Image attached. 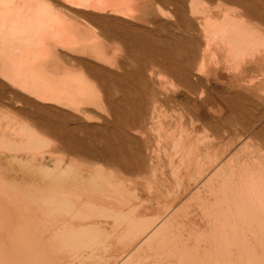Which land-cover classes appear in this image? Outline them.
I'll return each instance as SVG.
<instances>
[{
	"label": "bare ground",
	"instance_id": "obj_1",
	"mask_svg": "<svg viewBox=\"0 0 264 264\" xmlns=\"http://www.w3.org/2000/svg\"><path fill=\"white\" fill-rule=\"evenodd\" d=\"M0 1V41L2 45L0 48V62L2 63L0 74L5 83L9 82L11 87H16L24 94L41 101L42 104L44 102L60 104L65 107L64 109H74L76 114L81 112L83 104L103 110L98 100L97 90L85 75H66L62 79L58 78L55 72L51 74L38 65L50 60L52 50H55L57 46H80L92 51L100 59L108 61L110 64L113 63L115 56L112 54L117 55L121 51L117 49L114 53L107 54L111 40L107 41V38L105 41L96 37L95 34L88 37L76 34V30L63 17V13L82 10L99 14V16L105 15L108 18L113 15L126 18L127 16L139 17L142 14V0H58L60 9L54 7L58 3L55 4L54 0ZM228 25L230 24H227V28ZM223 28L225 27L219 29L222 33ZM235 28H232V32ZM42 29L44 30L42 31ZM237 30H239L238 27L234 33ZM224 31L228 35H225L226 38L220 37L224 33L218 32L221 34H218L219 39H225L227 44L232 42L231 46L237 47V50H234V47L230 48L232 54L228 52L231 54H229L230 58L233 54V57L237 55L236 61L235 57L233 58L236 63L234 64L235 72L240 73L242 69H245L244 67L251 66L256 60L260 62L261 66L264 65L262 57L258 56L259 52L254 49L246 51L248 50L247 45L250 44L246 34H241V31L240 34H233L230 30L226 32V29ZM121 35L123 36V34ZM130 35L132 36V34ZM104 36L105 34L103 38H105ZM47 39L50 40L49 43L46 42ZM134 41L135 39L133 43ZM113 43L115 44V41ZM125 43L127 44V39ZM134 44L136 45L130 47L133 48L139 43ZM149 44L151 45V43ZM222 47L218 46L215 51L216 55H222L227 51V48ZM138 50H141L140 47ZM138 54L144 56V53ZM148 57L147 60L151 59ZM154 58L156 60V57L153 56ZM215 58V61L219 62L218 56ZM170 59H173L172 63L175 60L174 58ZM195 59H192V62H195L193 61ZM174 62L176 64V61ZM170 63L171 60L169 65ZM201 64L204 69H198L200 72L207 71L205 76L208 78L209 70H205L204 61ZM173 67L175 68V66ZM46 68L48 69V67ZM161 69L159 68V70ZM175 73L177 74V71ZM188 76L191 79V75ZM143 77L142 75L140 79ZM146 79L148 78L146 77ZM137 80L138 78H136ZM191 83L187 85L189 86ZM136 87L138 88V86ZM132 93L134 92L132 91ZM144 93L146 94V92ZM121 94L123 93L121 92ZM127 97L131 100L129 95ZM148 99L149 97H144L138 102L131 103V109L134 106L139 109L135 108V110L141 112L136 127L134 124L137 119L130 126L126 119L127 124L124 122L125 128L126 125L128 128L135 127L138 134L140 133L141 136L143 134L142 139H144L145 133L149 132L148 126L151 123L150 117L147 116L150 103ZM231 100L233 101V99ZM125 101L127 102V100ZM222 101L224 102V100ZM228 104L232 107L230 103ZM235 105L240 109L237 104ZM32 106L33 104L31 108ZM48 108L46 107V109ZM53 108L55 107L51 109ZM39 110L42 111V109ZM56 111L55 114H57ZM123 111L126 113L125 110ZM242 111L245 110L242 109ZM85 112L87 113V111ZM93 113L95 112L93 111ZM8 116L0 119V264H264V170H260L261 167L253 170L255 166L252 168L249 166L250 164L243 165L242 162L241 164L238 161L233 162L234 157L227 158L226 152L218 158L217 162L214 161L216 168L214 171L212 170L211 174L215 179L221 177V182L214 180L218 182L216 186L210 184L209 166H199L201 164H198L197 167L199 173L198 176L196 175L197 178L186 177L188 180L184 181L186 179L183 176L189 175L188 166L194 162L196 156L201 155L197 152L200 140L192 139L190 133H185V131H179L178 137L171 133L166 137V140L172 139V142L175 143H173L172 152L171 150L170 153L167 152L168 150L164 152L165 157L168 158V163L165 165L161 161L160 153L154 148H151V153H148L146 145L140 147L139 150L130 149L131 147L125 145L118 147L97 146L93 148V152L90 150L91 148L87 147L88 145L85 147L83 145L81 148L72 145L71 139L68 137L71 131L66 133L67 127H64L65 132H56L51 139L39 131L41 126L35 128L32 127V124L30 125L29 121L25 124L24 120L22 124L19 120L17 121L18 118ZM24 116L26 117L25 114ZM26 118L30 117L27 115ZM43 118L45 120L46 117ZM61 118L63 117L61 116L60 120ZM64 118L66 121L68 116ZM131 119L134 121L133 118ZM20 126L22 127L19 128ZM44 128L46 129V126ZM44 128L43 130H45ZM50 130L49 133H51ZM120 131L122 132V128ZM108 133L106 132L107 135ZM98 135L100 137L101 134ZM85 136L90 138L86 133ZM93 140H97L99 145L103 141L100 138L95 140V137ZM78 141L75 144L80 143ZM135 145L136 143L134 147L137 146ZM174 159L178 163L174 164ZM169 168L171 169L170 174L176 176V187L172 191L168 187L170 180L166 172V169ZM182 171L185 172L183 176ZM142 172L147 173V180L140 181L139 185L133 183L132 180L121 178L122 174ZM143 182H145V186ZM145 190L150 192L151 197H146ZM163 195L166 197V201L160 202V197ZM69 260L72 261L68 262Z\"/></svg>",
	"mask_w": 264,
	"mask_h": 264
},
{
	"label": "rangeland",
	"instance_id": "obj_2",
	"mask_svg": "<svg viewBox=\"0 0 264 264\" xmlns=\"http://www.w3.org/2000/svg\"><path fill=\"white\" fill-rule=\"evenodd\" d=\"M53 2L56 4L58 0H54ZM142 3H143L141 10L142 14L139 17L127 16L126 18L124 16L113 15L111 16V18L110 16L108 18L105 15L100 14L102 16L101 17L99 16V14L96 15L94 13H88L82 10H78L79 12L77 10H74L63 13V17L66 20H68L69 23H71V26L74 27V29L76 30V34L78 35H83L85 37H88V36H93L95 34L96 37H100V39H104L105 41L107 38L109 39V37H112L114 40L111 38L109 40L107 39V41L110 40L112 41V42L110 41V44L108 46L107 54L110 55L114 53L117 49L121 51L117 55L112 54L113 56H115L113 63L110 64L108 61L100 59L92 51L82 48L80 46L78 47L57 46L55 47V50L52 48L53 50L50 55V60L46 61V63L44 64L42 63H39V65L37 64L38 66L43 67L44 70L46 71L48 70V72H50L51 74L55 72L58 78H62V79H64V76L66 75H79V74L85 75L87 80L92 85H94L95 89L97 90V93L99 95L98 100L100 101L103 110L101 109L98 110L96 107L92 105L86 104L85 106L83 104L80 111L84 115H82L80 111H77L80 112L77 113L79 114L77 115L76 111H73L74 109H69V108L64 109L65 107H63L60 104H56L53 102H48V103L44 102L42 104L41 101L37 100L32 96L24 94L16 87L15 88L13 86L11 87V84L9 82L6 81L5 83V80L2 79L0 74L1 77L0 78L1 79L0 80V119L9 115L10 118H15V119L18 118L17 121L19 120V122L20 123L22 122V124L24 123V120H25V124H27V122L29 121L30 125L32 124V127L36 128L38 126L37 128H39L41 126L39 128V131L40 132L42 131L43 134L47 135L44 136L46 137L49 136L48 138L51 139H53V134H56V132L57 133L61 131L65 132L67 130L66 133H69L71 131L69 133L70 136L68 137H70L72 145H75L78 148H81L83 145H84L83 147L88 145L87 147L89 149L91 148L90 150H92L93 152H94L93 148L97 146L105 147L106 145H110L112 147L113 146L118 147L119 145L121 146L125 145L131 147L130 149L139 150L140 147L146 145L148 153L149 152L151 153V148H154L157 152L160 153L161 161L165 165H167L168 163V158L165 157L166 155L164 152L167 150L168 153H170V150L172 152L174 148L173 143H175L172 142V139L166 140V137H168V134L170 133L178 137L179 131H183V132L185 131V133L186 132L188 134L190 133V137H192V139L200 140L199 142L200 146H198L197 152L201 155H199L198 157L196 156L194 162L190 163L189 165L190 167L188 166L189 175L185 176L186 175V174L184 175L185 172L182 171L183 172L182 176L184 175L183 178L186 179L184 181L188 180V178L186 177L196 179L199 174L197 171L198 170L197 167L198 164H201L199 166L202 167L209 166V172H210L209 179H211L210 184L216 186L218 182H221L220 180L221 177L219 178L216 177L215 179L211 173L212 170L214 171L215 170L214 168H216L215 163L218 161V158H220L221 155H223V153L225 154L226 152H227L226 153L227 158L234 157L233 162L238 161L240 164L242 162L243 165L250 164L249 166L250 167L252 166V168L253 166H255L253 170L260 169V167H261L260 170H264V161H263L264 160V65L261 66L260 62L256 60L251 66L244 67L246 70L242 69V71L240 72L241 74L235 72L236 66L234 64L236 63H234L233 58L235 57V61H236L237 55L233 57L234 55L233 54L230 58V55L232 54L230 52L231 51L230 48L234 47L233 49L237 50V47L231 46L232 42L231 43L229 42L227 44V42L224 41L225 39L222 40L221 38L219 39L218 37L219 35L225 32L224 31L225 29L226 32H229L228 30L232 32V28L238 27L239 30H237L238 32L236 31L235 33L238 34L241 31V34H246V38H249L250 44L247 45L248 48L245 47L248 49L246 51H252L254 49L255 51L259 52L258 53L259 58L262 57V60L264 61V0H142ZM58 5L59 2L54 7L56 9L58 8L60 9V6ZM196 9L197 11H194ZM86 18L89 19L90 21L87 20ZM227 24L230 25L232 24L231 25L232 27L228 25L229 28L228 29ZM112 26H114L113 27V29L115 28L114 30L112 29ZM222 27H225L223 28L224 30L222 29L223 33L219 30ZM43 30L44 29H42V31ZM234 31L232 32L233 34H235ZM218 32H220L221 34ZM104 34H105L104 36L105 38H103ZM121 34H123V36L125 35L127 38H124L125 36L123 37ZM130 34H132V36ZM117 35L118 37H116ZM223 35L220 37L226 38L225 35H228V33L226 34L224 33ZM143 36L144 38H141ZM115 37L117 38V40L115 39ZM120 37L123 38L120 39ZM132 38L135 39L134 43L140 44L141 42V44L140 45L138 44L137 45L138 47L134 46L135 48L130 47L136 45L133 43L134 39ZM123 39L124 41H122ZM126 39H127V44L125 43ZM131 40L132 42H129ZM49 41H50L49 39L46 40L47 43H49ZM113 41H115V44L113 43ZM149 43H151V45ZM219 45L223 46L224 48H227V51L225 53L223 54L221 53L222 55L215 54V51L218 49ZM139 47L142 51L138 50ZM0 48H2L1 41H0ZM57 50L58 52H56ZM145 50L148 51L146 52ZM161 52L163 53L161 54ZM228 52H230L231 54L229 53L230 54L229 55ZM138 53H144V56ZM147 54L151 59H149ZM168 54L170 55V57ZM145 55L146 58H144ZM153 56L156 57V60L155 58L153 59ZM217 56L219 58L218 60L220 63L218 61L217 62L215 61L216 60L215 57ZM147 57L149 60H147ZM193 57H195L196 59ZM170 58L175 59L174 61H176V64L173 61L175 65L172 63L173 59ZM192 59H195L193 60L195 62H192ZM170 60L171 63L169 65ZM177 61L179 65L177 64ZM203 61L205 63V70L206 69L209 70L208 78L205 76V74H207L206 73L207 71L200 72L198 69V68L204 69L203 67H201L202 66L201 63ZM161 62L164 63L162 64ZM166 62H168V64L165 65ZM45 66L48 67V69ZM173 66H175V68ZM0 67H2L1 62H0ZM159 68L162 69L159 70ZM190 68H194V69L192 70ZM213 69H215L216 71L215 72L212 71ZM144 70H146L145 72L147 71L148 72L145 73ZM175 70L177 71L178 75L175 73L176 72ZM168 74H170L169 75L170 77L168 76ZM187 74L191 75L190 76L191 79H189V76ZM142 75L144 76L143 77L144 80L140 79ZM146 77L148 79H146ZM93 78L96 80H94ZM136 78H138L139 83L138 80L136 81ZM198 80L203 82H199ZM191 81H193L194 84L193 82L191 83ZM142 82H145L148 85ZM187 82L191 83L193 86L191 84L188 86ZM218 83L220 84L218 85ZM136 86H138V88L140 86L141 87L138 89ZM127 88L128 90H126ZM205 89L208 91H206ZM132 91L134 93L137 91V94L135 93L136 94L135 95L134 93H132ZM121 92L123 94H121ZM144 92H146V94ZM138 94L140 95L138 96ZM128 95L129 98H131V100L128 99L127 97ZM221 95H223L224 97ZM144 97L146 98L149 97L148 100L150 101V103L148 106L147 116L150 117L151 123L148 126L149 132H146L144 135V139H142L143 134L142 136L140 135V133L138 134L137 129L135 128L137 122L140 119L141 112L140 111L138 112L137 110L139 109L134 106H133L134 110L131 109L132 108L131 103L138 102L142 100ZM224 98L227 99L225 100ZM134 99H136L137 101ZM231 99H233V101ZM125 100H127V102ZM222 100H224V102ZM249 100L250 102H248ZM122 103L123 105H121ZM228 103H230L232 107L228 106L229 105ZM32 104L35 108L33 106L31 108ZM40 104L46 106L47 108L49 106V108L46 109V107L44 108V106ZM235 104H237L240 107V109ZM221 105H223L224 107ZM52 107L55 108L51 109ZM18 108L21 109L19 110ZM22 108L23 110L26 109L27 111L26 110L23 111ZM135 108L137 110H135ZM39 109H42V111ZM91 109L93 110L91 111ZM111 109L114 110L112 111ZM242 109L245 111L243 112ZM250 109L251 111L249 112ZM55 110H57L56 111L57 114L59 112L60 115L55 114ZM115 110H117V112H115ZM123 110H125L126 113ZM85 111H87V113ZM93 111L95 113H93ZM127 112H129V114H127ZM124 113L126 114V116H124L125 115ZM24 114L26 115V117L28 115V117L30 118L29 119L26 118ZM34 114L38 117H36ZM119 114H120V118L122 119L119 118ZM42 115L46 117L45 118L46 121L43 120L44 116ZM80 115H82L83 117ZM115 115L118 116L116 117ZM39 116L40 117L42 116L41 117L42 119ZM61 116L63 118H61L60 120ZM66 116H68V118H66L65 121L64 117ZM71 116H75V117H71ZM131 118H133L134 121ZM125 119L128 122L129 126L134 124L135 120L137 119L136 123L134 124L135 127H133L134 129L128 128L127 125L125 128V124H127ZM39 120L42 122H40ZM119 120H121L122 122ZM19 122L18 125H20ZM121 124L122 126L124 125L123 126L124 128L121 126ZM45 126L46 129L47 128L51 129L50 130L51 133H49V129L46 130L44 128ZM21 127L22 126H20L19 128ZM54 127L56 131L54 130ZM64 127L65 128L67 127L68 129L66 128L65 130ZM43 128L45 130H43ZM121 128H122V132L120 131ZM74 129H76L77 131ZM128 129L131 131H126ZM81 130H85V131H81ZM92 130L96 131L95 132L96 134ZM106 132L107 133L109 132L108 135L106 134ZM85 133L90 138L86 137ZM98 134H101L102 136L100 135L99 137ZM130 134L133 135L131 136ZM103 136H107V137L104 138ZM75 137L77 139L76 141L80 139L78 141L80 143L75 144L76 142L74 139ZM94 137L95 140L96 138L102 139L103 140L102 143H100L99 145V142H97V140L96 141L93 140ZM123 139L126 142H124ZM202 140L206 142L204 143ZM142 142H144L145 144ZM133 143L134 144L136 143L137 146L135 145L136 147H134ZM144 149L146 150V147ZM223 160L225 161L224 158ZM214 161L216 162L214 163ZM173 163L176 164L178 163V161L174 159ZM170 171H171L170 168L166 169L167 176L170 180L168 187L169 190L172 191L176 187L175 186L176 176L171 175ZM146 175H147L146 172L122 174L121 178H124L126 180L127 179L132 180L133 183L139 185L140 181L147 180ZM134 177L135 179H133ZM138 177L139 178L141 177L142 179L144 178V180H141V178L139 179ZM214 180H218V182ZM143 185L145 186V182H143ZM145 193H146V197L147 196L151 197L150 196L151 194H149L150 192L148 193L145 190ZM163 200L166 201V197H164V195L160 197V202H163ZM70 261L72 260H69L68 262Z\"/></svg>",
	"mask_w": 264,
	"mask_h": 264
}]
</instances>
